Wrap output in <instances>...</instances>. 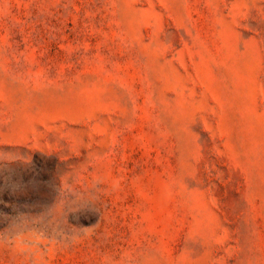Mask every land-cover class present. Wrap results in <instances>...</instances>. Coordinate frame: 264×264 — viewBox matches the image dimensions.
Returning <instances> with one entry per match:
<instances>
[{
  "label": "rangeland",
  "instance_id": "obj_1",
  "mask_svg": "<svg viewBox=\"0 0 264 264\" xmlns=\"http://www.w3.org/2000/svg\"><path fill=\"white\" fill-rule=\"evenodd\" d=\"M0 264H264V0H0Z\"/></svg>",
  "mask_w": 264,
  "mask_h": 264
}]
</instances>
